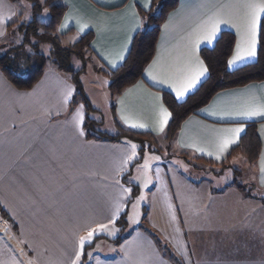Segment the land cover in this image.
I'll return each instance as SVG.
<instances>
[{"label":"crops","instance_id":"1","mask_svg":"<svg viewBox=\"0 0 264 264\" xmlns=\"http://www.w3.org/2000/svg\"><path fill=\"white\" fill-rule=\"evenodd\" d=\"M53 1L65 7L58 26L60 34L69 36V40L88 32L93 35L87 60L97 74L99 88L96 90L102 91L101 97L116 129L111 135L118 133L117 122L124 128L150 133L155 138L163 136L176 151L174 155L185 159L187 164L204 162L223 167L234 158L242 157L251 173L244 181L252 184L257 195L264 190L261 171L264 168V118H219L221 113L241 109L249 102L264 104V80L217 91L180 123L169 140L165 139L168 123L164 131L159 130L161 107L168 110L161 91L166 90L176 100L183 101L199 87L207 73L194 89L179 99L169 83L157 81L178 82L184 78L191 42L211 17L226 21L220 32L228 30L234 34L229 61L238 43L243 45L249 11L246 5L256 0H177L160 26L154 55L145 66L142 78L113 98V114L109 80L99 69H115L110 61L120 65L125 60L121 61L119 54L125 52L128 45L126 58L134 35L142 27V12L151 8L152 0ZM22 2L0 0V15L8 17L0 23V41L6 37L10 40V34H17V27L9 25L22 18L19 9ZM145 2L150 4L148 9L144 8ZM81 25H87L83 32ZM259 31L260 28L257 48ZM204 47L208 46L202 44L197 50L200 60ZM256 56L231 68L227 61V67L234 69L251 63ZM74 93L70 76L53 65L46 66L41 78L28 90L17 89L0 72V216L4 219V224L0 225V264H82L83 261L84 264H179L160 250L143 222L134 225L130 235L120 243L112 241L116 237L98 234L101 224L104 227L113 224L120 230L116 220L124 210L127 221V209L132 201V185L129 187L128 179L139 163L136 157L141 145L125 137L114 141L87 138L83 128L86 115L83 104L79 102L70 108ZM251 123L255 124L259 152L255 160L249 162L240 152H231ZM132 124L145 127L133 128ZM236 127L244 131L217 160L218 142L230 135L225 130ZM133 144L136 149L132 148ZM197 148L203 149V153ZM145 150L143 148V152ZM209 152L213 155H207ZM129 170L127 177L124 176ZM177 176L179 191L190 194L188 200L183 201L187 205L183 212L206 219V225H190L195 237L197 230H209L208 238L197 237L185 252L182 250L186 248L184 232H178L183 241L174 246L176 252L181 246L182 264H264V196L262 199L257 195L247 196L232 182L212 186L207 178L197 181L188 179L184 173ZM166 180L170 187L168 175ZM181 196L186 197L182 192ZM117 203L121 211L113 221ZM218 214L224 215V225L216 223ZM217 227L224 229L225 234L222 230L216 232ZM89 231L97 234L81 246L80 237H87ZM99 242L105 251L97 252L95 246ZM78 251L81 252L79 260Z\"/></svg>","mask_w":264,"mask_h":264},{"label":"trees","instance_id":"2","mask_svg":"<svg viewBox=\"0 0 264 264\" xmlns=\"http://www.w3.org/2000/svg\"><path fill=\"white\" fill-rule=\"evenodd\" d=\"M32 1L34 2L32 6L34 15L37 12H41L43 6L48 7L50 12L49 21L46 23L39 21L35 16L26 25L18 21L9 25V27L12 25L17 27V33L21 37V43L16 48L10 47L7 49V51L12 50L14 53L6 52V54H0V72L17 89H31L44 73L47 57L37 51L27 53L24 48L27 43L33 44L32 48H36L40 43H47L50 46L49 55L52 58L53 66L68 74L74 84L75 93L70 108H73L80 102L86 110L83 128L87 138L114 141L125 137L140 143V154H142L147 142L149 145H155L157 141L152 134L124 128L117 122L118 133L116 135L94 131L95 124L99 122L89 117L88 113L94 111V108L85 96L79 80V73L83 72L86 67V53H89L93 35L91 32H88L79 35L75 41H69L65 44L64 42L68 38L65 34L63 35L58 32V26L64 14L65 7L52 3L53 0H46L43 6L38 0ZM176 3L177 0H152L151 8L148 11L142 12V27L134 35L125 60L115 69H99L109 80L108 89L111 96L110 109L112 114L115 108L113 98L142 78L145 66L154 55L160 26L166 13ZM5 43L6 41H0V48L4 47ZM233 47L234 34L231 31L223 30L220 32L213 47H204L201 49V58L208 68L207 76L199 87L183 101L176 100L166 90L161 91L164 103L171 114L165 132L166 140L173 137L180 123L188 115L196 112L200 107L205 105L217 91L264 80V26L259 31L255 61L234 69H229L227 67V61L232 53ZM73 54L78 55L82 60V67L77 71L73 69L71 64ZM254 125V123L248 125V130L231 152L232 154L240 152L249 162L255 160L259 152V141L256 138ZM129 172L124 176H127ZM131 185L133 195L136 193V189L133 184ZM126 214V210H124L116 220L121 228V232H123L115 239H112L114 243H120L131 233V231L124 233L127 226Z\"/></svg>","mask_w":264,"mask_h":264},{"label":"rangeland","instance_id":"3","mask_svg":"<svg viewBox=\"0 0 264 264\" xmlns=\"http://www.w3.org/2000/svg\"><path fill=\"white\" fill-rule=\"evenodd\" d=\"M38 2L43 6L46 0H38ZM33 3L32 0H23L22 4H19L21 5L19 6V9L22 18L19 17L18 22L26 25L32 17L35 16L39 21L45 23L49 21L50 12L48 7L43 6L42 11L37 12L34 15L32 12ZM52 3L55 2L52 1ZM9 37H11L10 40L8 37L2 40L3 42L6 41V43L4 47L0 48V54H6V52L14 53V51H7V49L10 47L16 48L21 43V37L18 33L15 36L10 34ZM67 38L68 40L64 42L65 44L69 41H75L78 37L70 38L71 40H69V36H67ZM32 46L33 44L31 45L30 43H27L24 48L25 51L27 53L35 51L40 52L47 57L46 66L53 65L52 58L49 55V44L40 43L36 48H32ZM88 54L89 53L87 52V59L90 58V55L88 56ZM90 62L91 61L87 60L86 70L84 69L86 72L79 73V80L83 92L86 94L85 96H87L89 102H91L90 104L94 108V111L88 114L91 119L99 122L98 124H95V132L112 134L116 129L111 121V114L106 109V104L104 105V99L101 97L102 91L96 90L99 88L97 85L98 77L90 68ZM71 64L73 69L77 71L82 67V60L78 55L73 54ZM156 141L157 143L155 145H149L147 142L145 145L147 148L144 147L146 150L144 152L142 151V155L139 152L138 157H136V159H139V163L138 165H135L136 168L133 171V175L129 177L130 180L128 179L129 187H131V184L133 183L136 186L134 187L137 190V193L132 195L133 188L131 187L130 199L132 201L127 209V211H129L127 217L128 227L124 230V233L132 230L131 228L134 225L143 222V226L152 234V239L159 246L160 250L176 263L178 262L179 264H182L181 259L179 258L181 255V246L179 247L178 252H176L174 246L178 243L181 245L183 241L182 238L178 237V232H184L185 242L183 241V243L186 245V248L183 247L182 250L185 252L188 248L190 250V245L192 244L191 241L194 242L197 237L201 238L206 236V238H208L207 236L209 235H207V233L209 230L207 228L197 230V237H195V232L192 231L193 229L190 225L194 224L195 226L198 223L200 225H206V219H203L200 215L196 218L194 216L191 217L192 215H187L183 212V209H185L184 207L187 206L183 201H187L188 199L186 198H189L190 194L188 195L186 191H181L186 197L181 196V192L176 186V178L178 177V174L184 173L188 179H195L197 181H202L207 178V181H210L209 183L212 186H225L227 182L236 183L238 188H240V191L241 189L244 190V192H241L247 194V196L250 195L253 197L257 195V193H255V191L253 192L251 183L244 181L248 178V174L250 176L251 173L248 172L249 168L243 164L245 162H243L244 160L242 157L238 156L237 159L234 158L227 166L225 164L223 167L210 165L204 162L187 164L185 159L174 155L176 154V151L173 146L171 147V144L164 140L163 136H158ZM150 147L153 150L148 149ZM157 149H160L161 152ZM154 150H156V152ZM145 164L148 165V168L144 167ZM128 172L124 173V175ZM167 175L169 176L170 187L166 180ZM146 180H150L147 187L144 186ZM257 196L259 199H262L264 196V190L259 192ZM141 197H143L142 200ZM224 222V215L218 214L216 223L224 225ZM183 226L185 230H182ZM114 227L113 224H106L102 230L97 232L99 235L111 236V238H114L123 232H121V229L116 230ZM218 230H222L224 234L226 232L224 229H219L217 227L216 232ZM199 233L200 236L198 235ZM181 237H183V234H181ZM95 249L97 252H100V250L105 251V249L101 247L100 242L95 246Z\"/></svg>","mask_w":264,"mask_h":264},{"label":"snow or ice","instance_id":"4","mask_svg":"<svg viewBox=\"0 0 264 264\" xmlns=\"http://www.w3.org/2000/svg\"><path fill=\"white\" fill-rule=\"evenodd\" d=\"M150 4L145 2L144 8L148 9ZM246 7L249 9L246 20V27L244 32V41L243 45L238 43L236 52L232 56V58L228 61V66L231 68L233 65L238 63H242L249 58H253L257 54V35L258 30L262 26H264V0H256V2L248 3ZM8 17L0 15V23H4ZM226 23V21L222 20L219 17H211L207 21L202 32L197 34L195 38L191 42V47L188 53V62H187V74L183 79L176 81H165L159 80L158 83H169V86L175 92L177 99L184 97L190 90L194 89L197 84L201 81L202 77H205L208 72V68L205 66L204 61L200 60L197 55V50L200 48L202 44H206L209 48L213 47L218 39V35L220 32L221 25ZM87 25H81L80 31L83 32ZM139 25H137V28ZM135 30V29H134ZM2 35V33H0ZM131 39V38H130ZM128 45L125 46V52H121L119 54V59L123 61L125 59V53L128 50ZM113 68L118 67L117 61H110ZM161 119L159 122V130L162 132L166 124L170 120L171 114L168 112L166 108L161 107ZM220 119H240V120H251L255 118H264V104H255L249 102L245 107L233 110V111H225L220 114ZM133 128H144L143 124H132ZM230 135L222 137L216 146V156L215 158L219 160L221 158V154L225 153L229 147L235 144L240 134L244 131L242 127H236L232 129L225 130ZM136 145L133 144L132 148L136 149ZM198 152L203 153V149L197 148ZM207 155L212 156L211 152L207 153ZM145 168H148V165H144ZM262 173H264V168L261 169ZM150 180L145 181V187L148 186ZM124 191H129L128 189H124ZM143 197H141V200ZM121 211L119 203L115 205V211L113 212V221L117 218V214ZM104 225H99V229H103ZM97 234L96 231H89L87 237H80V245L83 246L85 243L91 241V239ZM81 252L76 253L77 260L80 259Z\"/></svg>","mask_w":264,"mask_h":264},{"label":"built area","instance_id":"5","mask_svg":"<svg viewBox=\"0 0 264 264\" xmlns=\"http://www.w3.org/2000/svg\"><path fill=\"white\" fill-rule=\"evenodd\" d=\"M4 224V219L0 216V225Z\"/></svg>","mask_w":264,"mask_h":264}]
</instances>
